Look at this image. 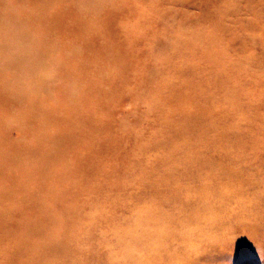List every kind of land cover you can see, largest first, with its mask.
<instances>
[{"label": "rangeland", "instance_id": "rangeland-1", "mask_svg": "<svg viewBox=\"0 0 264 264\" xmlns=\"http://www.w3.org/2000/svg\"><path fill=\"white\" fill-rule=\"evenodd\" d=\"M194 233L264 264V0H0V264H173Z\"/></svg>", "mask_w": 264, "mask_h": 264}, {"label": "bare ground", "instance_id": "bare-ground-1", "mask_svg": "<svg viewBox=\"0 0 264 264\" xmlns=\"http://www.w3.org/2000/svg\"><path fill=\"white\" fill-rule=\"evenodd\" d=\"M203 241H204V237L197 236L196 233L192 235V240H191L192 245L197 242H200L202 245ZM204 243H205V246H201L200 248H197V247L192 248V246L189 248H186L185 251H182V253L179 254L180 256H176L175 258H172L173 264H176L177 261L179 262V264H199L198 261L204 256L206 252H209V249L211 248V246L209 247V244L206 241H204L203 244ZM134 254H131V255L133 256Z\"/></svg>", "mask_w": 264, "mask_h": 264}]
</instances>
